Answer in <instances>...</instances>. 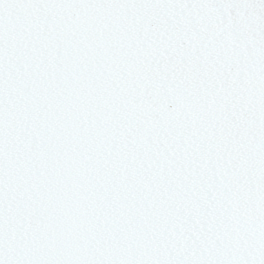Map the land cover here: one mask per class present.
Wrapping results in <instances>:
<instances>
[{"label":"snow or ice","instance_id":"6c2138e0","mask_svg":"<svg viewBox=\"0 0 264 264\" xmlns=\"http://www.w3.org/2000/svg\"><path fill=\"white\" fill-rule=\"evenodd\" d=\"M0 264H264V0H0Z\"/></svg>","mask_w":264,"mask_h":264}]
</instances>
